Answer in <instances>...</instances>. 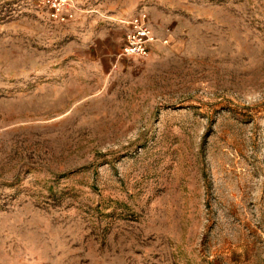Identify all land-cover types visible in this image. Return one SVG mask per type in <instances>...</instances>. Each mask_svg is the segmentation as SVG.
Segmentation results:
<instances>
[{
  "label": "rangeland",
  "instance_id": "1",
  "mask_svg": "<svg viewBox=\"0 0 264 264\" xmlns=\"http://www.w3.org/2000/svg\"><path fill=\"white\" fill-rule=\"evenodd\" d=\"M134 1L0 0V264H264V0Z\"/></svg>",
  "mask_w": 264,
  "mask_h": 264
},
{
  "label": "built area",
  "instance_id": "2",
  "mask_svg": "<svg viewBox=\"0 0 264 264\" xmlns=\"http://www.w3.org/2000/svg\"><path fill=\"white\" fill-rule=\"evenodd\" d=\"M49 20L66 25L75 22L80 15L91 13L83 8L85 0H34ZM126 26L125 42L119 57L143 60L149 57L155 35L149 22V15L141 9L128 21H121Z\"/></svg>",
  "mask_w": 264,
  "mask_h": 264
},
{
  "label": "crops",
  "instance_id": "3",
  "mask_svg": "<svg viewBox=\"0 0 264 264\" xmlns=\"http://www.w3.org/2000/svg\"><path fill=\"white\" fill-rule=\"evenodd\" d=\"M138 0H135L134 3H137ZM117 4V0H85L84 4H83V8L86 11H96V10H112V9H125L128 6H124V5H116ZM92 13V12H91ZM91 13H87L84 15H80L78 17V19L71 23V24H75V23H79L81 21H83L84 19H87L90 17L89 14ZM135 16V15H134ZM133 16V17H134ZM132 18V17H131ZM130 18V19H131ZM128 19V20H130ZM128 20H120L121 21H128ZM109 28L108 30L102 31V29H98V33L99 35L103 38V40L107 43H116L117 45H120L123 47L124 42H125V35L127 33V29L126 26L124 25H116L114 23L108 24ZM105 36V37H104ZM103 41V42H104Z\"/></svg>",
  "mask_w": 264,
  "mask_h": 264
}]
</instances>
